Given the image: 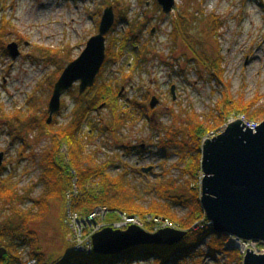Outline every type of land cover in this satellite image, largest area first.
Segmentation results:
<instances>
[{
	"label": "rangeland",
	"instance_id": "obj_1",
	"mask_svg": "<svg viewBox=\"0 0 264 264\" xmlns=\"http://www.w3.org/2000/svg\"><path fill=\"white\" fill-rule=\"evenodd\" d=\"M107 1L0 0V152H8L0 171V182H7L22 196L27 195L25 198L30 196L35 199L43 192L39 177L49 142L41 134L43 129L34 128L33 132L23 127L19 129L18 124L23 126L24 123H18L16 116L28 117L32 103H35L38 117L47 114L48 120V105L53 93L51 84L59 79L61 69L64 71L69 63L77 59L87 42L98 34L103 12L109 7L106 6ZM155 3L156 0H123L121 11H129L130 22L147 16L149 27L142 45L136 48L129 45L120 61L106 64L101 83L113 82L121 95L118 105L104 104L102 109L90 115L83 130L85 136L91 130L90 122L98 126L93 140L89 143L86 140L88 152L98 150V162H115L109 169L113 176L128 171L129 186L137 203L145 208L161 200L153 183L166 184L170 179L176 180L177 193L185 197L189 196V183L200 190L202 175L197 181L187 175L186 164L180 158V148L161 151L159 145L168 139L169 129H176L178 136L184 138L187 115L192 112L200 116L201 121L207 120L224 94L233 100L242 97L245 102L260 96L262 100L257 107L264 106V0H177L175 13L169 15L159 10ZM182 10H190L198 18L195 35L207 39L209 35L214 36L212 44L216 50L220 48L223 58V85L227 84L229 90L212 79V69L209 72L201 62L200 65L197 62L187 63L193 57L184 51L182 42L176 46L173 44V21L177 20ZM214 24L219 27L217 35L211 32ZM127 29L126 24L119 25L115 36H124ZM109 37L107 48L111 40ZM14 42L21 51L16 60L5 53ZM48 49L56 51V54L48 55ZM71 91L63 96L61 111L54 117L59 125L70 120L79 84ZM154 97L160 103L151 110L150 103ZM137 104L143 107L138 108ZM121 106L129 108L130 115L124 114ZM115 109L125 121L122 127L115 126ZM6 117H11V120ZM210 125L215 124L211 121ZM103 129L106 131H100ZM16 131L20 134H15ZM129 149L133 151L128 154ZM148 168L152 170L144 173L143 170ZM166 172H169L167 176ZM31 207L32 203L27 199L18 201L11 208L20 211ZM64 210V205L55 203L43 220L31 225L48 261H60L71 252L70 230L65 225L66 220H63ZM188 211L181 205L173 206V212L180 218L187 216ZM9 212L0 216V225L9 218ZM110 217L106 218L107 223L118 221L109 220ZM95 218L101 219L98 215ZM189 237L181 244L199 245L197 250L205 254L202 264H218L208 251H223L227 244L225 237H218L209 228ZM31 251V246L27 245L19 249L24 263L31 261ZM218 258L219 264H239L230 263V258L223 255H218ZM85 261L87 264H99L95 257ZM180 263L195 264L190 258ZM119 264L171 263L170 256L165 255L152 259L128 256Z\"/></svg>",
	"mask_w": 264,
	"mask_h": 264
},
{
	"label": "trees",
	"instance_id": "obj_2",
	"mask_svg": "<svg viewBox=\"0 0 264 264\" xmlns=\"http://www.w3.org/2000/svg\"><path fill=\"white\" fill-rule=\"evenodd\" d=\"M155 5L161 10L157 2ZM106 6H113L116 14L115 26L109 34L111 40L107 48L106 61L94 87L83 94L78 92L74 95L75 103L70 120L66 124L59 125V122L55 119L53 124L48 125L47 114L38 117L39 113L35 103H32L33 106L29 110L30 115L28 117H23L21 114L16 116L18 123H21V121L24 123L23 126L18 124L19 129L23 127L31 132L35 131L34 128L43 129L41 134L48 139L49 147L42 159L43 171L39 177V183L43 185V192L38 198L33 199L30 196L25 198L27 195L22 196L15 188H11L7 182H0V216L10 211L9 218L0 225V249L1 246L5 245L4 249L7 250V254L0 258V264H28L22 261V256L19 253V249L25 245L32 248L29 261L37 260L38 264H87L85 260L93 257L98 259L99 264H119L128 256L152 259L161 258L165 255L168 258L170 256L171 264H181L180 261L187 260V258L193 259L195 264L203 263L205 254L197 250L199 245L181 244L190 234L194 235L199 232L194 231L195 226H204V229L209 228L213 233V225H209L201 204V190L191 187L189 183V196L185 197L177 193L176 180L170 179L166 184L164 182L153 183V188L157 191L161 200L153 202L148 208H145L137 203L135 193L129 186L128 171L119 176H113L109 173V169L114 166L115 162H98L97 153L100 155V152L98 150L93 153L88 152V143L93 140V135L97 131L95 128L98 127L90 122L89 128L91 130L84 136V126L89 121L90 115L97 112L106 103L117 106L120 99V92L114 87L113 82L103 81L101 83L106 64L109 61H120L126 54V48L129 45H134L135 48L142 45L150 21L146 16L142 20L130 22L129 11H121L123 0H108ZM189 11H180L177 20L173 21L172 42L175 46L182 42L181 45L184 51L193 57L192 60H187L188 64L197 62L200 65L201 62L209 72H211V69L213 70L212 79L223 85L225 70L222 67L221 50L220 48L217 50L214 48L212 44V37L214 36L209 35V39H207L194 34L199 20ZM121 24H126L128 29L124 36L119 38L115 36V33ZM213 26L211 32L216 34L219 27H215V24ZM1 35L2 32H0ZM55 52L52 49L47 50L48 55L49 53L56 54ZM5 53L9 55L7 50ZM62 72L63 68L61 74ZM55 83L51 84L52 90ZM224 87L229 90L227 84ZM261 100L260 96H256L253 100L245 102L242 97L233 100L228 94H224L222 101L215 107L214 112L207 120L201 121L200 116L192 112L187 115L184 138H180L181 135L178 136L176 129H169L168 139L161 141L160 149L163 151V149L180 148V158L186 164L187 175L197 181L203 172L201 149L204 138L213 129L218 130L223 126L228 118L234 114H244L250 120L263 121L264 106L257 107ZM136 106L138 108L143 107L138 104ZM121 108L124 109V114L130 115L128 113L129 108L126 109L122 106ZM115 114V126H124L125 121L123 122L117 109H115ZM9 118L6 117V119L11 120V117ZM211 121L214 122V126L210 125ZM100 131L105 132L106 130ZM64 148L67 149L65 152L63 151ZM131 151L133 150L129 149L127 153L129 154ZM168 173L166 172V176ZM0 175H2L1 172ZM75 181L78 193L72 197L71 203L75 211L83 215H88L96 208L103 207L110 211L111 219H117L118 214L121 213L140 217L143 220H148V217L168 218L177 224L180 231L187 232V236L174 246L134 247L129 249L127 253L107 256L109 257L107 261H104L107 257L96 254L85 257L71 252L61 258L60 261H48L42 253L43 249L38 236L31 230V225L34 222L43 220L55 203L64 205L63 220H65L67 194L71 193ZM27 199L32 203L30 209L18 211L11 208L18 201H26ZM180 205L189 210L187 216L182 218L173 212V206ZM218 237H225L227 244L224 245L223 251H208L210 257L218 264L220 263L218 255L230 258V263L238 262L242 264L243 256L239 251L232 249L231 237L229 235ZM69 247L71 249L70 244Z\"/></svg>",
	"mask_w": 264,
	"mask_h": 264
},
{
	"label": "water",
	"instance_id": "obj_3",
	"mask_svg": "<svg viewBox=\"0 0 264 264\" xmlns=\"http://www.w3.org/2000/svg\"><path fill=\"white\" fill-rule=\"evenodd\" d=\"M165 14H169L177 0H156ZM116 23L113 6L102 15L98 34L93 36L82 54L69 63L54 85L48 105L47 124L51 125L62 108V98L75 85L85 93L93 88L107 57V36ZM13 59L21 56L17 43L8 46ZM175 87L172 88L174 95ZM159 100L154 97L151 109H156ZM104 105L100 108L102 109ZM201 204L208 220L212 222L213 234L230 235L243 240L264 243V121L257 128H250L243 121H236L225 132L202 144ZM5 153L0 152V171ZM152 168L144 169L149 173ZM187 232L162 230L150 233L133 226L126 231L106 228L93 238L95 254L117 256L134 247L174 246ZM238 250V247L232 248ZM7 250L0 249V258ZM242 264H264V255L248 250Z\"/></svg>",
	"mask_w": 264,
	"mask_h": 264
},
{
	"label": "built area",
	"instance_id": "obj_4",
	"mask_svg": "<svg viewBox=\"0 0 264 264\" xmlns=\"http://www.w3.org/2000/svg\"><path fill=\"white\" fill-rule=\"evenodd\" d=\"M175 11L172 12L174 14ZM236 121H243L246 125L250 128L254 129L260 126L261 122L250 120L246 115L239 114V115H231L228 118L224 126L217 131L212 132L206 139H213L220 134H222L229 124L236 122ZM205 139V140H206ZM67 149L64 148L63 151ZM78 188L76 185V181L74 184L71 193L67 194V210L68 216L66 218V225L70 230V244L73 247V251L76 253H81L87 256L92 255L94 251L93 245V237L98 232L102 231L105 228L112 227L116 230H126L131 226H138L141 228H145L149 226L153 232H159L165 229H177L178 227L169 219L165 218H154L151 217L148 220H143L140 217L130 216V215H123L122 217H118V221L113 222L111 224L107 223L105 220L109 216V210L107 208H98L94 213L91 215H83L78 211L73 210L71 199L74 195H77ZM101 217L100 220L96 219L95 216ZM212 224V223H210ZM202 228L199 226H195V230ZM231 242L237 245L242 253L243 256L247 255L248 250H252L257 255H264V245L259 242L255 241H245L241 240L237 237H232ZM29 264H37L36 261H31Z\"/></svg>",
	"mask_w": 264,
	"mask_h": 264
},
{
	"label": "flooded vegetation",
	"instance_id": "obj_5",
	"mask_svg": "<svg viewBox=\"0 0 264 264\" xmlns=\"http://www.w3.org/2000/svg\"><path fill=\"white\" fill-rule=\"evenodd\" d=\"M120 96H121V95H120ZM152 110H153V109H152ZM7 154H8V152L5 153V155H7Z\"/></svg>",
	"mask_w": 264,
	"mask_h": 264
}]
</instances>
